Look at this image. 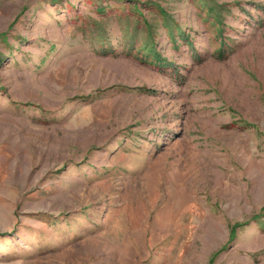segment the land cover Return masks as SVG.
<instances>
[{
    "label": "rangeland",
    "instance_id": "obj_1",
    "mask_svg": "<svg viewBox=\"0 0 264 264\" xmlns=\"http://www.w3.org/2000/svg\"><path fill=\"white\" fill-rule=\"evenodd\" d=\"M0 264H264V0H0Z\"/></svg>",
    "mask_w": 264,
    "mask_h": 264
}]
</instances>
